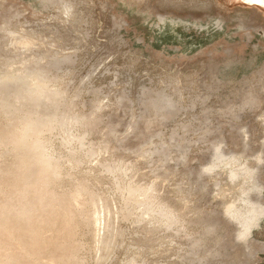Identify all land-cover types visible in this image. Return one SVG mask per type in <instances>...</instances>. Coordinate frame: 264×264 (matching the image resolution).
Segmentation results:
<instances>
[{"label": "rangeland", "instance_id": "rangeland-1", "mask_svg": "<svg viewBox=\"0 0 264 264\" xmlns=\"http://www.w3.org/2000/svg\"><path fill=\"white\" fill-rule=\"evenodd\" d=\"M254 186L263 7L0 0V264H264Z\"/></svg>", "mask_w": 264, "mask_h": 264}, {"label": "bare ground", "instance_id": "bare-ground-1", "mask_svg": "<svg viewBox=\"0 0 264 264\" xmlns=\"http://www.w3.org/2000/svg\"><path fill=\"white\" fill-rule=\"evenodd\" d=\"M247 3V1H244ZM249 4V3H247ZM251 5V4H249ZM258 5L260 7L264 8V4H255ZM247 177V176H246ZM251 176L249 175V177H247V179H250ZM242 194H246V192H248V194H252L255 196V201L254 203H252L249 200L245 199V206L246 208V221L249 222L247 224V227L245 225H243V222L240 219L236 218V221L238 222V224H241V232H238V237L241 236V234H246L244 237L246 236H251L253 230L257 227L260 226V221L261 219L264 217V186H259V187H249L245 190L242 191ZM240 201H242L240 199ZM250 225V226H248Z\"/></svg>", "mask_w": 264, "mask_h": 264}, {"label": "flooded vegetation", "instance_id": "flooded-vegetation-1", "mask_svg": "<svg viewBox=\"0 0 264 264\" xmlns=\"http://www.w3.org/2000/svg\"><path fill=\"white\" fill-rule=\"evenodd\" d=\"M243 1H247V3L254 5V6H258L255 4H264V0H243Z\"/></svg>", "mask_w": 264, "mask_h": 264}, {"label": "snow or ice", "instance_id": "snow-or-ice-1", "mask_svg": "<svg viewBox=\"0 0 264 264\" xmlns=\"http://www.w3.org/2000/svg\"><path fill=\"white\" fill-rule=\"evenodd\" d=\"M245 235H246V234H241V237H240V238L243 239Z\"/></svg>", "mask_w": 264, "mask_h": 264}]
</instances>
